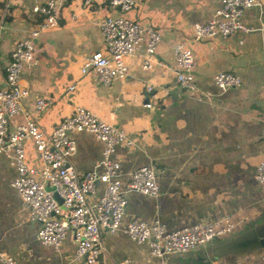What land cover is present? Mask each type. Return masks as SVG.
<instances>
[{
    "label": "crops",
    "instance_id": "obj_1",
    "mask_svg": "<svg viewBox=\"0 0 264 264\" xmlns=\"http://www.w3.org/2000/svg\"><path fill=\"white\" fill-rule=\"evenodd\" d=\"M82 1L58 0L59 25L40 35L36 62L23 68L20 84L29 91L25 108L33 111L41 97L51 100L34 115L46 131L78 106L125 130L134 144L119 145L112 154L120 165L122 189L133 170L144 165L156 169L159 194L126 192L120 229L104 232L99 264H259L264 254L258 241L264 232V187L255 179V167L264 159V0L244 11L243 23L250 31L200 42L192 41V27L212 19L221 0H136L135 10L126 16L153 26L162 40L151 67L145 68L143 34L135 54L125 59L127 77L108 85L92 70L81 75L80 69L87 57L104 49L100 20L120 12L105 0L92 7ZM40 2L0 0V87L15 43L29 37L41 20L32 11ZM176 42L193 49L195 86L189 90L181 89L175 77ZM219 72L239 75L241 84L218 89L214 76ZM73 83L75 89L68 90ZM23 121L16 117V122ZM70 136L76 170L101 172L103 147L95 135L73 131ZM25 148L29 162L36 163L34 145L29 141ZM15 173L11 156L0 153V253L16 264H83L73 259L76 242L71 234L59 249L37 239L40 224L12 187ZM102 190L100 184L99 194ZM225 218L237 221L234 233L186 253L153 256L146 243H136L124 232L133 219L157 220L173 231Z\"/></svg>",
    "mask_w": 264,
    "mask_h": 264
},
{
    "label": "built area",
    "instance_id": "obj_2",
    "mask_svg": "<svg viewBox=\"0 0 264 264\" xmlns=\"http://www.w3.org/2000/svg\"><path fill=\"white\" fill-rule=\"evenodd\" d=\"M109 7L120 12L117 16L103 17L99 26L104 49L87 57L80 69L81 75L92 70L101 84L108 85L115 79H125L128 68L127 57L133 56L138 43L145 34L143 66L150 68L152 58L161 43L160 32L151 25L126 16L135 10L136 0H105ZM97 0H83L84 7H92ZM257 4V0H221L220 7L212 19L195 23L192 41L200 42L214 36L226 38L238 30L250 31L243 23L244 11ZM41 16L30 36L15 43L8 65L5 68V85L0 87V153L9 154L15 166L12 187L29 206V215L39 222L37 239L45 245L59 249L68 234L76 242L73 256L83 264H99L105 253L104 232L113 233L120 229L128 201L126 192L136 191L149 196L159 194L156 169L144 165L133 170L126 182L125 190L117 175L119 163L112 158L115 148L125 144L132 146L125 130L109 123L91 110L78 106L73 114L65 117L52 130H44L34 115L51 104V100L38 98L34 109L24 107L28 96L27 88L20 84V74L25 66L36 62L34 47L40 35L59 25L60 6L58 0H41L32 7ZM73 18H77L73 14ZM2 23L0 22V33ZM176 66L175 77L183 90L194 88L196 61L193 49L185 42L173 46ZM218 89L226 90L241 84L240 76L231 72H219L214 76ZM76 83L68 90H74ZM153 87L147 86L151 92ZM146 107L151 102L145 103ZM22 116L23 122H16ZM73 131H87L95 135L102 144V171L80 173L70 158L75 144L70 136ZM31 142L37 153V162L27 158L25 143ZM255 179L264 187V159L255 167ZM103 185L99 194L98 186ZM61 199V203L55 195ZM237 221L231 218L215 222L195 224L170 231L162 223L143 219L131 220L124 229L136 243H146L153 256L186 253L199 245H206L234 233ZM4 264H16L8 255L0 253ZM259 264H264V254Z\"/></svg>",
    "mask_w": 264,
    "mask_h": 264
},
{
    "label": "water",
    "instance_id": "obj_3",
    "mask_svg": "<svg viewBox=\"0 0 264 264\" xmlns=\"http://www.w3.org/2000/svg\"><path fill=\"white\" fill-rule=\"evenodd\" d=\"M56 199L61 203L60 197L57 194H54ZM260 238L258 239L259 243L264 246V232L261 234Z\"/></svg>",
    "mask_w": 264,
    "mask_h": 264
}]
</instances>
